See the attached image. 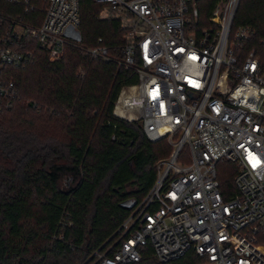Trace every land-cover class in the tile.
<instances>
[{
	"label": "built area",
	"instance_id": "obj_1",
	"mask_svg": "<svg viewBox=\"0 0 264 264\" xmlns=\"http://www.w3.org/2000/svg\"><path fill=\"white\" fill-rule=\"evenodd\" d=\"M4 2L12 9H0V112L17 98L2 69L34 57L19 50L23 38L57 61L80 26V0ZM94 2L125 30L123 64L137 75L112 114L139 121L149 141L165 139L171 150L116 235L82 264L134 263L147 245L159 263L193 250L204 264H264V37L232 27L240 0H216L203 25L197 0ZM37 4L34 24L27 14ZM85 51L110 59L100 44ZM220 162L234 168L231 194L220 185Z\"/></svg>",
	"mask_w": 264,
	"mask_h": 264
},
{
	"label": "trees",
	"instance_id": "obj_2",
	"mask_svg": "<svg viewBox=\"0 0 264 264\" xmlns=\"http://www.w3.org/2000/svg\"><path fill=\"white\" fill-rule=\"evenodd\" d=\"M197 2L203 25L216 0ZM0 9L12 6L0 0ZM102 9L80 0L79 41L60 60H48L25 37L19 50L33 59L2 69L17 98L0 112V264H82L116 235L154 184L156 162L170 153L165 139L146 138L139 121L112 114L121 88L135 84L137 75L123 64L125 30L116 18L100 19ZM40 12L37 4L27 20L39 24ZM239 25L251 27L256 40L264 37V0H240L232 27ZM98 44L107 47L108 61L85 52ZM234 173L231 164L218 163L228 194ZM140 253L129 264L205 262L193 250L164 263L149 245Z\"/></svg>",
	"mask_w": 264,
	"mask_h": 264
},
{
	"label": "rangeland",
	"instance_id": "obj_3",
	"mask_svg": "<svg viewBox=\"0 0 264 264\" xmlns=\"http://www.w3.org/2000/svg\"><path fill=\"white\" fill-rule=\"evenodd\" d=\"M105 16V12H104V10L102 9L100 12H99V14H98V17L100 18V19H103V18H106V17H104ZM86 52V51H85ZM64 185V181H61V186H63ZM201 264H204V263H201Z\"/></svg>",
	"mask_w": 264,
	"mask_h": 264
},
{
	"label": "water",
	"instance_id": "obj_4",
	"mask_svg": "<svg viewBox=\"0 0 264 264\" xmlns=\"http://www.w3.org/2000/svg\"><path fill=\"white\" fill-rule=\"evenodd\" d=\"M131 206H132V205H131ZM131 206H130V207H131Z\"/></svg>",
	"mask_w": 264,
	"mask_h": 264
}]
</instances>
